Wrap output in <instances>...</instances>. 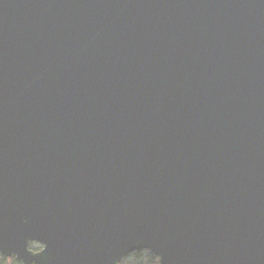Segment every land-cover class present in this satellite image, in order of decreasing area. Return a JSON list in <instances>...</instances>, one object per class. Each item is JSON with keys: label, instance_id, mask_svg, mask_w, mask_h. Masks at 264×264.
Here are the masks:
<instances>
[{"label": "water", "instance_id": "95a60500", "mask_svg": "<svg viewBox=\"0 0 264 264\" xmlns=\"http://www.w3.org/2000/svg\"><path fill=\"white\" fill-rule=\"evenodd\" d=\"M144 249L264 264V0H0V253Z\"/></svg>", "mask_w": 264, "mask_h": 264}, {"label": "trees", "instance_id": "16d2710c", "mask_svg": "<svg viewBox=\"0 0 264 264\" xmlns=\"http://www.w3.org/2000/svg\"><path fill=\"white\" fill-rule=\"evenodd\" d=\"M30 247L34 250L41 248L40 244L31 242ZM0 264H23L15 256L6 257L0 253ZM120 264H161L160 259L151 250L144 249L130 253L123 258Z\"/></svg>", "mask_w": 264, "mask_h": 264}]
</instances>
